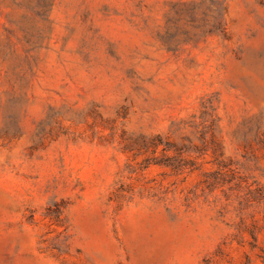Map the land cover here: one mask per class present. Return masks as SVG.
Here are the masks:
<instances>
[{
	"label": "rangeland",
	"instance_id": "1",
	"mask_svg": "<svg viewBox=\"0 0 264 264\" xmlns=\"http://www.w3.org/2000/svg\"><path fill=\"white\" fill-rule=\"evenodd\" d=\"M0 264H264V0H0Z\"/></svg>",
	"mask_w": 264,
	"mask_h": 264
}]
</instances>
